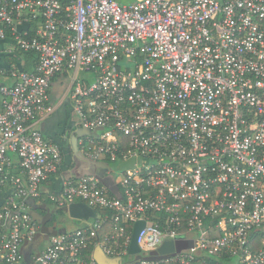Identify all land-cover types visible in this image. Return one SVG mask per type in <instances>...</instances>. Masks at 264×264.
Here are the masks:
<instances>
[{
  "label": "built area",
  "instance_id": "2783aa9c",
  "mask_svg": "<svg viewBox=\"0 0 264 264\" xmlns=\"http://www.w3.org/2000/svg\"><path fill=\"white\" fill-rule=\"evenodd\" d=\"M3 39L36 62L0 84V264H99L97 246L118 264H264V0H0ZM61 103L117 192L40 129ZM50 178L93 224L42 232L27 199Z\"/></svg>",
  "mask_w": 264,
  "mask_h": 264
},
{
  "label": "crops",
  "instance_id": "0c3cea01",
  "mask_svg": "<svg viewBox=\"0 0 264 264\" xmlns=\"http://www.w3.org/2000/svg\"><path fill=\"white\" fill-rule=\"evenodd\" d=\"M13 62L19 68L24 70H31L34 67L33 63H30L25 54L17 49H15L14 45L12 44L11 39H3L0 40V84H10L11 79L5 73H1L3 69L9 67V64ZM64 79L62 77H58L52 85V93L54 98L59 97L61 91L63 89ZM0 108H1V95H0ZM63 111L61 108H58L52 116L44 119L40 123V129L46 136H53L54 134L58 133L60 129L57 126L60 123L62 118ZM75 128H68V130L64 131V135H67L66 143L71 147L73 151V158L75 161V169L78 170V173L82 172V168L84 163L81 164L85 159L81 158L78 153L77 149L74 150V146L72 145L74 142L72 141L73 132ZM63 134V133H62ZM87 161V160H86ZM92 163V162H90ZM79 164V165H78ZM82 167V168H80ZM79 168V169H78ZM82 169V170H81ZM59 181L57 179H48L45 181L41 186V198L40 201L35 202L38 208H41L42 212H45V206L51 205L53 209L51 210L53 216L54 214H58L60 221L55 222L56 228L60 229H73L80 226L91 225L95 222L96 218L98 217L96 211L86 205L84 202L76 201L71 204H68L64 207H57L52 199L50 200L51 196L59 197ZM9 188H5L0 190V205L5 200V198L10 194ZM49 202V204H48ZM61 222V223H60ZM54 224V223H53ZM27 245L24 246L26 249Z\"/></svg>",
  "mask_w": 264,
  "mask_h": 264
},
{
  "label": "water",
  "instance_id": "95a60500",
  "mask_svg": "<svg viewBox=\"0 0 264 264\" xmlns=\"http://www.w3.org/2000/svg\"><path fill=\"white\" fill-rule=\"evenodd\" d=\"M5 69H3L1 71V73H3ZM64 104L66 105V103H61L60 106L58 108H63ZM57 108V109H58ZM63 113L64 110L62 109ZM88 133V131L86 130H75L73 132V137H74V143L72 144L74 146V150L76 151L77 149V138L83 134ZM49 138H52L53 140L56 141V139H54L52 136H47ZM59 142V141H57ZM60 143V142H59ZM66 152V150H65ZM67 153V152H66ZM79 155V154H78ZM68 156V155H67ZM81 158L82 156L79 155ZM69 162V160H66ZM84 163L82 172L84 173H96L98 176L101 177L102 181L104 184L109 185L111 190L116 191L117 192V187L112 184V178H110L109 176H105V172L108 168V164L105 162H97V163H90L86 160H84L83 162H81V164ZM76 164V163H75ZM77 166V165H76ZM96 166H98V168L96 169ZM79 169V168H78ZM77 173L79 172L78 170L76 171ZM6 199V198H5ZM27 202L29 203V205L31 206V215L32 217L42 225V232L46 235L55 232L56 230L58 232L62 231V229L60 228H56V223L52 224V225H48L46 223V221L44 220V218H46V216L42 215V213L37 211L38 206L35 204L34 200L32 198L27 199ZM145 221L144 220H138L134 223V227H133V231L131 234V238H130V242H129V248H128V253L129 254H136L139 252V246L136 242V236L139 232V230L144 226ZM44 235H41L40 237H38L35 241H33L30 245L29 248H36L37 245L44 239ZM177 245L173 242V241H165L160 247H158V252L160 254H170L173 253V251L175 250V248L179 249L180 247H176ZM93 257L95 258V260L99 263V264H118L119 259L118 258H109L107 257L102 250L97 246L95 247L94 251H93Z\"/></svg>",
  "mask_w": 264,
  "mask_h": 264
},
{
  "label": "trees",
  "instance_id": "16d2710c",
  "mask_svg": "<svg viewBox=\"0 0 264 264\" xmlns=\"http://www.w3.org/2000/svg\"><path fill=\"white\" fill-rule=\"evenodd\" d=\"M23 53L25 54L26 59L30 63L35 64L36 55L34 52L29 51V52H23ZM62 109L64 110V113H63L62 118H61L60 123H59L60 131L58 133L54 134L52 137L54 139H56V141H59L60 144L67 145L66 150L70 154V153H72L71 147L65 141L61 140V134L64 133L65 129L68 128V125H69L70 109L67 107V104L66 105L64 104ZM48 204H49V202H48ZM108 225H109V223L106 225V229L108 228Z\"/></svg>",
  "mask_w": 264,
  "mask_h": 264
},
{
  "label": "rangeland",
  "instance_id": "374dc122",
  "mask_svg": "<svg viewBox=\"0 0 264 264\" xmlns=\"http://www.w3.org/2000/svg\"><path fill=\"white\" fill-rule=\"evenodd\" d=\"M81 76L83 77H87L88 79L89 78H92V75L89 74V73H84V72H81L80 73ZM67 86H68V82L66 83L65 87L62 89V92L61 94L59 95V97L57 98V100H59L61 98V96L63 95V93L66 91L67 89ZM74 117V115H72ZM78 151V150H77ZM73 152V151H72ZM12 155V153H10ZM131 165V162L130 161H127V162H115V163H110L109 164V169H110V176L112 177H115L116 181L119 182L120 180V173L127 167H129ZM75 164L73 165V168H75ZM60 221V218L58 216V214H54V220L52 221V224L55 223V222H59ZM61 223V222H60ZM147 254V251L143 252L141 255H145Z\"/></svg>",
  "mask_w": 264,
  "mask_h": 264
},
{
  "label": "flooded vegetation",
  "instance_id": "af4514ba",
  "mask_svg": "<svg viewBox=\"0 0 264 264\" xmlns=\"http://www.w3.org/2000/svg\"><path fill=\"white\" fill-rule=\"evenodd\" d=\"M57 128L59 129V125L57 126ZM65 130H68V128H66ZM72 141L74 142V137L72 136ZM53 209V207L51 205H46L45 206V212H42L41 208H37V211L42 213V215L46 216V218H44V220L46 221V223L48 225H52V221L54 220V216L51 212V210ZM54 210V209H53Z\"/></svg>",
  "mask_w": 264,
  "mask_h": 264
}]
</instances>
